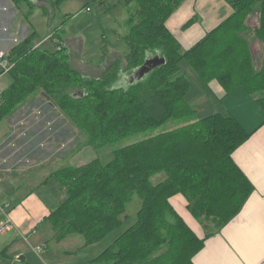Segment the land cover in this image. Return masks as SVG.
<instances>
[{
    "label": "trees",
    "instance_id": "trees-1",
    "mask_svg": "<svg viewBox=\"0 0 264 264\" xmlns=\"http://www.w3.org/2000/svg\"><path fill=\"white\" fill-rule=\"evenodd\" d=\"M11 1L18 5L28 0ZM183 1L119 0L128 13L122 36L127 51L123 60L115 56L95 77L72 67L67 46L55 31L50 47L34 50L38 35L31 31L7 51L13 66L8 71L11 82L0 92V122L40 92L85 132L87 146L114 144L138 134L136 141L114 148L105 164L92 158L53 172L66 196L43 220L56 240L77 232L85 245L95 244L122 224L128 202L141 199L135 222L96 260L194 264L205 239L240 212L253 190L232 156L249 132L229 114L197 118L185 98L190 81L179 64L185 59L202 83L217 82L224 95L240 86L264 109V0H227L232 13L187 50L165 26ZM93 3L86 0L84 8ZM255 12L259 22L251 27L246 21ZM104 47L100 64L108 54ZM155 53L165 57L164 65L140 81L113 87ZM157 173L165 176L153 183ZM175 194L185 198L205 231L203 237L171 205ZM12 264L29 263L25 259Z\"/></svg>",
    "mask_w": 264,
    "mask_h": 264
},
{
    "label": "rangeland",
    "instance_id": "rangeland-1",
    "mask_svg": "<svg viewBox=\"0 0 264 264\" xmlns=\"http://www.w3.org/2000/svg\"><path fill=\"white\" fill-rule=\"evenodd\" d=\"M1 1L9 2L10 12L17 13L13 24L14 30L18 28V24H25L27 26L26 32L30 30L36 32L38 36L34 40L33 49L36 46L41 49L47 48L49 46L48 41H44L45 43L38 41L47 35H52L51 31H55L59 39L61 38L60 41L68 47L70 52L68 61L84 76H97L100 68L108 65L115 56L123 60L122 55L127 51L122 36L127 32L125 21L128 13L125 6L118 3L119 0H102L103 3L99 2L100 0H95V3L90 5L89 10L84 8L86 0H47L51 5H56L55 8L52 5L53 14H49L44 0L22 1L18 7L11 0ZM114 2L116 3L115 6H113ZM246 23L251 27L256 25L254 15L248 16ZM73 38H81V40ZM36 42L38 43L36 44ZM102 45L107 46L108 50L111 49V51L107 52V56L103 55L106 58L98 68V64L103 59L100 49ZM250 45L255 50L257 49L255 41L251 42ZM179 67L180 73L185 74L190 81L185 98L195 109L196 117L201 118L213 113L214 107H219V101L209 84L206 85L200 81L185 59L180 62ZM122 79L113 87L126 86V82H128L126 75L125 77L122 76ZM10 82V74L8 72L2 73L0 70V92L7 88ZM42 95L40 92L30 95L9 119L6 118L0 122V139H2L0 150L2 149L3 155H8V159L14 158L13 161L11 160L12 162L18 161L17 166H19L17 170L12 169L9 172L5 170L0 173V177L3 179L0 187L5 195L7 192H4V189H8L12 181L13 185H18L20 192H24L32 185V182L37 185V182L46 179L52 171L63 166H78L92 158H98L101 163L105 164L112 160L114 148L138 139L137 134L114 144L100 147L85 146L87 139L85 132L72 125L63 110L54 104H50ZM64 119L68 123L64 124ZM68 127L71 128L68 129ZM71 132L76 135L77 141L79 140L76 147L73 148H70L74 142L73 136H69ZM48 149L54 152L53 156L45 158L44 162L40 164L41 157L39 156L42 154L40 151H47ZM28 152L34 157L35 163L32 161L28 164L26 160L28 158L23 156ZM164 176L163 173H157L151 177V180L153 183H157ZM35 189L43 199L42 201L49 207L52 205L56 207L59 201L66 196L65 189L54 177L53 172L46 184H39V187ZM140 204L141 199L139 197H134L128 202L125 208L126 217L122 224L110 231L103 239L91 245H85L83 235L77 232L70 233L61 240H56L53 229L47 221L34 230H30L27 237H20L17 241H13V235L9 239L7 235L5 237L7 241L4 244L0 240V264H9L8 259L3 255L7 253V248L8 252L11 253V250L13 251L20 246L22 253L19 256L23 255L29 264H109L105 260H96L95 258L135 222ZM31 208V212L36 215L38 213L36 202H33ZM38 246L41 247L39 251L36 250Z\"/></svg>",
    "mask_w": 264,
    "mask_h": 264
},
{
    "label": "crops",
    "instance_id": "crops-1",
    "mask_svg": "<svg viewBox=\"0 0 264 264\" xmlns=\"http://www.w3.org/2000/svg\"><path fill=\"white\" fill-rule=\"evenodd\" d=\"M44 1L49 14H53L52 5L47 0ZM33 2H36V0H33ZM18 5L15 6L18 7ZM115 5L116 3L113 6ZM10 11L9 2L0 0V50H8L15 44L14 38L19 40L21 37L22 40L33 31L26 32L27 26L25 24H18V28L14 30L13 24L17 13L13 14ZM232 11V7L227 0H184L166 19L165 26L178 41L181 48L187 50L228 17ZM252 15L256 18L257 25L259 13L255 12ZM25 18L27 19L28 17ZM49 36H45L39 42L45 43L44 41H48V47H50L52 42L48 40ZM73 39L81 40V38ZM103 46L100 48L101 58ZM105 47L107 48V46ZM108 51H111V49ZM112 51L117 53L114 50ZM68 53L70 54L69 50ZM209 87H211L216 99L219 101V107H214V112L233 116L249 132L248 138L234 151L232 156L236 165L252 184L253 190L240 212L220 228L219 231L205 239L203 247L193 257V263L264 264V109L240 86L234 88L227 95H224L222 87L215 81L210 82ZM63 122L64 124L68 123L65 119ZM73 134L72 132L69 133V136L72 135L74 138L70 148L76 147L79 142L76 135ZM11 146L13 145L11 144ZM40 152H42L39 156L41 157L40 164L44 162L45 158H51L54 154L49 149ZM28 153L23 154L25 158H28L26 159L28 164L32 163V161L35 163L34 157ZM11 156L9 157L11 158ZM11 160L13 161L14 158L8 159V155H3L1 149L0 173L5 170L9 172L12 169L17 170L19 168L17 166L18 161L12 162ZM10 165L13 166L9 167ZM51 174L46 179L37 182V185L32 182V185L24 192H20L18 185H13V181L8 189L3 188L7 195L3 193L0 187V223L3 222L1 225H4L6 221L9 222L8 225L5 224L4 231L0 232V240H2L3 244L7 241L5 239L7 235L8 239L13 235V241H17L20 237H27L30 230L32 231L43 222L45 223L43 217L47 216L54 207L53 205L50 207L46 205L35 188L39 187V184H46ZM2 182L3 179L1 178L0 184ZM169 201L193 231L198 236L203 237L205 231L202 225L188 211L185 198L181 194H175L170 197ZM33 202H36L38 208L36 215L31 212ZM6 251L7 253L3 255L8 259L9 264L16 262L17 257L22 253L21 246L13 251L11 250V253L8 252V248Z\"/></svg>",
    "mask_w": 264,
    "mask_h": 264
},
{
    "label": "water",
    "instance_id": "water-1",
    "mask_svg": "<svg viewBox=\"0 0 264 264\" xmlns=\"http://www.w3.org/2000/svg\"><path fill=\"white\" fill-rule=\"evenodd\" d=\"M166 59L164 56L159 55V53H155L152 55H148L145 57L144 62L137 68H135L132 73L129 75L127 83H133L136 81L142 80L148 73H150L153 69L164 65ZM25 260L23 255L17 257V261Z\"/></svg>",
    "mask_w": 264,
    "mask_h": 264
},
{
    "label": "built area",
    "instance_id": "built-area-1",
    "mask_svg": "<svg viewBox=\"0 0 264 264\" xmlns=\"http://www.w3.org/2000/svg\"><path fill=\"white\" fill-rule=\"evenodd\" d=\"M87 10H89V8H87ZM19 41L21 40L14 38V43H17ZM6 56H7V51L0 50V70L2 73L8 72L13 66V64L9 62ZM5 224L8 225L9 222L6 221ZM5 224L0 226V232L4 231ZM40 249H41L40 246L36 248L37 251H39Z\"/></svg>",
    "mask_w": 264,
    "mask_h": 264
},
{
    "label": "flooded vegetation",
    "instance_id": "flooded-vegetation-1",
    "mask_svg": "<svg viewBox=\"0 0 264 264\" xmlns=\"http://www.w3.org/2000/svg\"><path fill=\"white\" fill-rule=\"evenodd\" d=\"M129 77V76H128Z\"/></svg>",
    "mask_w": 264,
    "mask_h": 264
}]
</instances>
